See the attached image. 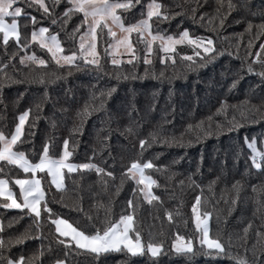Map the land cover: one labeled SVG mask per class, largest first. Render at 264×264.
Returning <instances> with one entry per match:
<instances>
[{"label":"trees","instance_id":"obj_1","mask_svg":"<svg viewBox=\"0 0 264 264\" xmlns=\"http://www.w3.org/2000/svg\"><path fill=\"white\" fill-rule=\"evenodd\" d=\"M158 2L177 14L154 22V30L159 23V28L170 34L188 28L190 34L211 36L220 54L189 69L179 59L174 66L170 62L161 63L162 52L153 54L151 64H145L143 45H140L141 51L137 54L141 58L133 62L135 66L127 61L113 66L104 51L111 38L105 35L103 40L98 38L101 67L86 65L82 60L77 61L79 66L60 67L51 60L46 49L34 44L21 50L19 55L35 52L38 57L49 60V65L21 64L17 55L7 69L10 79L0 73V131L6 135L14 131L19 115L30 110L25 123L26 134L34 117L39 115L40 118L31 129L35 133L29 138L31 143L19 150L26 151L31 158L33 151H39L48 138H54L56 148L50 145V151L59 155L67 138L73 153L72 162H87L91 157V162L114 172L113 179L106 174L98 175L94 170L71 174L65 170L66 190H58L55 185L45 186L49 207L82 229L89 226V217L98 221L114 220L131 211L127 201L133 198L134 182L127 178L125 170L134 160L152 159L156 166L146 171L157 180L153 191L161 197L162 203L154 201L149 205L141 201L136 209V225L145 241L151 233L153 239L163 242L161 253L152 257L150 254L132 255L125 250L96 257L75 250L69 252L65 264H235L237 256L245 257L249 264H264V239L257 243L256 236L257 231L264 232V171L253 166L251 151L245 144V136L256 137L257 147L264 148L261 143L264 123L247 119L253 114L260 118L253 106H262L264 102V82L256 74L260 71L258 65H254L256 73L247 72V64L254 57H246L243 46L257 31L253 28L251 36L245 33L247 21L253 25L264 22L261 16L264 0H232L236 7L231 11L227 7L228 0H222L219 14L216 9L220 0ZM197 3L201 7L193 13L191 10ZM241 4L247 6L241 7ZM63 7L61 4L57 11L62 12ZM28 11L37 17L36 28L49 27L50 34L58 33L66 51L73 47L66 33L79 23L77 15L66 25L61 22L52 25L46 16L41 18L42 11ZM201 13H207L212 19L206 17L201 23ZM225 13L221 25L219 15ZM123 15L128 19L140 18L136 8ZM19 23L22 39L26 34L30 39L32 22L21 19ZM240 33H244L242 38ZM78 39L77 36V49ZM261 42L253 40V51L258 50ZM3 48L0 37V60L4 59ZM16 50L15 42L10 39L8 51ZM41 76L46 83L39 82ZM234 80L237 83L233 87ZM110 89L114 91L103 97L101 106L100 94ZM93 94L97 96L95 101L91 99ZM85 101L94 106L90 107L89 115L81 117L77 113L83 109ZM224 102V110L218 111ZM77 126L79 132L75 131ZM129 128L133 130L131 133ZM141 138H147L143 150L139 145ZM0 167L4 170L0 176L9 179V186L19 196L14 179L26 174L6 162L0 161ZM197 195L201 196V212L212 213L210 236H219L226 246L231 240L227 256L217 255L216 250L199 244L191 213ZM6 202L9 201L5 198L0 200L3 229L0 235L6 244L9 239L15 241L23 237L21 242L11 243L8 252L12 256L23 254L27 258L35 254L34 264H54L55 259H64L63 246L56 242L58 234L50 221H34V214L26 209H6L3 207ZM166 211L173 213L174 222L168 221ZM249 223L251 227L245 234ZM177 231L193 237L195 254H178L171 247Z\"/></svg>","mask_w":264,"mask_h":264},{"label":"snow or ice","instance_id":"obj_2","mask_svg":"<svg viewBox=\"0 0 264 264\" xmlns=\"http://www.w3.org/2000/svg\"><path fill=\"white\" fill-rule=\"evenodd\" d=\"M61 4L64 5L63 11L58 12L57 9ZM240 6L245 7L247 5L241 4ZM200 7L201 5L197 3V7L191 11L196 13ZM222 7L223 2L220 0V5L216 9L217 14L221 12ZM227 7L231 11L236 5L232 3V0H228ZM134 8L139 12V19H136L135 16L128 19L123 15V13H130L131 9ZM28 9L42 11L41 18L46 16L52 25H56L58 22L66 25L73 15H77L79 23L72 28L70 33H66V39L73 47L68 48L66 51L58 38V33L46 35L49 33V27L40 26L37 29L35 26L38 23L37 17L32 15ZM176 14L158 0H51L50 3H47L46 0H0V34H2L4 46L2 53L4 59L0 60V73L4 74L5 79H10L7 75V69L12 66L14 58L19 55L21 50H27L34 44H39L40 48L46 49L51 60L55 61L56 65L60 67L79 66L77 61L82 60L86 65L99 68L101 63L98 38L103 40L105 35L111 38V41L107 42L104 51L111 58L110 63L113 66H119L123 63L120 58L123 53L129 56L127 61L129 64L139 60L141 57L137 53L141 51L140 45H143L142 58L145 64H151L153 54L162 52L164 55L160 56L161 63L167 64L170 62L174 66L179 59L181 62L186 63L189 69L194 65H202L220 54L215 49L211 36L190 34L188 28H183L182 31L176 34H170L166 30L160 29L159 23H156V28L153 29L154 22L168 20L170 16ZM226 15L227 13L219 15L221 25L224 23ZM261 16L264 17V12H261ZM206 17H208L207 13L200 14L201 23ZM208 18L212 19V17ZM21 19L32 22L30 39L27 34L22 39L19 23ZM193 19H195V15ZM24 28L27 29L28 25L25 24ZM253 28L257 29L255 36L248 40L247 45H243L246 57H254L247 64V72L256 73L254 65H258L260 71L256 74L264 82V22L253 25L251 21H247L245 33L251 36ZM114 29H118L119 34ZM133 34H135L134 39ZM238 35L242 38L244 33ZM77 36L79 38L78 49L75 47ZM10 39L15 42L16 51H8ZM254 39L262 41L256 51H253L255 48ZM240 46L238 41L237 47ZM121 49H123V53ZM189 51L191 54H189ZM237 58H239L238 54ZM19 62L21 64L34 62L43 67L49 65V60L38 57L35 52L31 55H19ZM133 66L135 65L133 64ZM39 82L46 83L43 76L39 77ZM236 83L237 81L234 80L233 87ZM112 91L114 89L100 94L101 106L104 103L103 97L105 95L110 96ZM91 99L95 101L97 96L93 94ZM225 104L226 102L222 103L218 111H223ZM93 106L85 101L83 109L78 111L77 115L86 117L90 114V107ZM262 106H264V102H262ZM262 106H253L255 112L260 114V118L257 119L255 114L250 115L247 117L250 122L264 123ZM29 112L30 110H25L19 115L14 131H11L8 135L4 131H0V161L6 162L8 165L18 166L26 174L22 178L16 177L14 179V184L19 188V200L17 193L9 186V179L0 176V197L10 201L4 203L3 207L6 209H26L28 213L34 214L32 217L34 221L39 222L46 219L50 221V225L55 226V234H58L56 242L63 246L64 259L57 258L54 264H65L69 252L75 250H83L96 257L111 251L125 250L132 255L150 254L152 257H157L163 249V242L153 239L151 233H149V239L145 241L140 228L136 225V209L140 206L141 201H146L149 205H153L154 201L162 203L161 197L153 191V186L157 185V180L152 175L147 174L146 171L156 167L152 159H147L145 162L134 160L131 166L125 170L127 178L134 182L132 188L133 198H129L127 201V205L131 209L130 212L121 214L118 219H108L106 221L93 220L89 217V226L84 229L79 224L74 226L68 219L55 213L49 207V202L46 200L45 186L50 188L51 185H55L58 190H66L64 185L65 170L68 174L83 170H94L98 175L106 174L107 177L113 179L115 178L114 172L107 171L100 164L91 162V157L88 158L87 162H72L70 158L73 153L69 150V140L67 138L63 140V149L59 155L50 151V145L52 149H55L56 144L54 138H48L39 151L32 152L30 158L26 151L19 149L31 143L29 138L35 135L31 129L36 126V120L40 117L39 115L34 117L26 134L25 123L28 120ZM37 112H39V106H37ZM235 123V117H233V124ZM75 131H80L78 126ZM128 131L131 133L133 130L129 128ZM257 139L256 137L249 139L245 136V144L251 151L250 159L253 166L264 171V148L257 147ZM146 140L147 138L139 139L141 150L145 148ZM147 142L150 143V141ZM261 143L264 144V141H261ZM3 171V168L0 167V173H3ZM42 212L44 213L43 216ZM191 213L199 244L207 246L208 249L216 250L217 255L227 256L229 254L228 249L231 247V240L226 246L219 236L216 238L210 236L209 220L212 213L209 211L201 212L200 195L195 197V202L191 205ZM166 215L170 223L174 222L171 211H166ZM176 215H179V213ZM250 227L251 223L244 229L245 234L248 233ZM2 231V226H0V232ZM256 236L257 243H260L264 239V232L257 231ZM22 238L18 237L15 241L9 239L6 244L4 237L0 235V264H34L35 254L26 258L23 254L14 257L8 252L11 243H19ZM171 247L178 254H195L193 237H186L178 231L175 233ZM253 249H255V245H253ZM245 250L247 251V249ZM40 254L42 255V252ZM235 264H249V261L245 257L237 256Z\"/></svg>","mask_w":264,"mask_h":264},{"label":"rangeland","instance_id":"obj_3","mask_svg":"<svg viewBox=\"0 0 264 264\" xmlns=\"http://www.w3.org/2000/svg\"><path fill=\"white\" fill-rule=\"evenodd\" d=\"M38 29V28H37ZM115 31L118 32L119 34V30L118 29H114ZM50 33H47L46 35H49ZM0 37L2 38V34H0ZM121 52L123 53V49H121ZM189 54H191V52L189 51ZM164 55V54H163ZM123 61H128L129 56L126 53H123L122 56L120 57ZM4 178V177H3ZM18 200L20 199L19 196L17 195ZM10 202V201H9ZM70 222V221H69ZM71 223V222H70ZM210 226V224H209Z\"/></svg>","mask_w":264,"mask_h":264},{"label":"crops","instance_id":"obj_4","mask_svg":"<svg viewBox=\"0 0 264 264\" xmlns=\"http://www.w3.org/2000/svg\"><path fill=\"white\" fill-rule=\"evenodd\" d=\"M4 197H0V200L3 199ZM6 199V198H5Z\"/></svg>","mask_w":264,"mask_h":264}]
</instances>
